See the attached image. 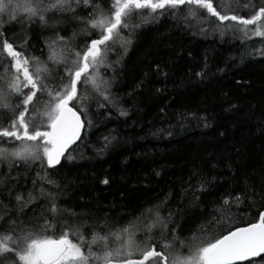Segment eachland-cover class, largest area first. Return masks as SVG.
<instances>
[{
  "label": "snow or ice",
  "instance_id": "1",
  "mask_svg": "<svg viewBox=\"0 0 264 264\" xmlns=\"http://www.w3.org/2000/svg\"><path fill=\"white\" fill-rule=\"evenodd\" d=\"M248 7L252 12L245 17L226 0H221L220 10L213 0H112L107 11L98 0H0V264H264V193L250 188L249 196L226 184L216 185V177L210 181L203 168L190 173L195 183L186 192L215 187L221 200L211 213H193L203 223L184 239H179L182 227H174V213L161 214L164 202L138 216L130 214L133 219L125 223L122 217L62 205L59 191L62 160H74L72 153L87 146L83 133L92 127L94 115L105 114L99 110L111 115L110 109L117 107L110 78L101 69L119 62L109 59L117 45L127 51L130 40L123 30L131 33L167 14L176 16L177 27L206 31L207 24L221 36L239 34L242 42L260 38L264 43V2ZM17 24L27 25L29 31L35 25L50 34L46 57L43 50L40 56L30 54V37L19 45L8 39V27ZM68 26L79 27L73 37L83 34L89 39L83 45L73 43L63 35ZM140 71V89L157 76L167 80L169 75L158 60ZM196 76L203 78L204 72ZM127 114L120 109L119 115ZM204 126L210 127L206 120ZM113 139L104 137L103 147ZM32 170L36 175L29 188ZM100 183L111 182L105 176ZM197 200L203 195L193 196V207ZM246 200L257 211L245 222L233 207L239 210ZM243 211L251 213V207ZM138 233L144 234L142 241H137Z\"/></svg>",
  "mask_w": 264,
  "mask_h": 264
},
{
  "label": "trees",
  "instance_id": "2",
  "mask_svg": "<svg viewBox=\"0 0 264 264\" xmlns=\"http://www.w3.org/2000/svg\"><path fill=\"white\" fill-rule=\"evenodd\" d=\"M230 1L245 17L252 12L246 4L264 2ZM98 2L105 11L112 4V0ZM213 3L220 10L221 0ZM176 23V16L165 14L131 33L123 30L122 35L130 40L127 51L117 45L109 59L119 62L101 69L111 80L110 93L117 107L110 109L111 115L107 114L109 110H99L105 114L94 115L92 127L84 130L87 146L82 144L72 153L74 160H62L59 191L62 205L66 202L77 212L122 217L125 223L133 219L130 214L138 216L141 210L164 202L161 214L168 217L169 212L174 213V227H182L179 239H184L203 223V218L193 213H211L221 200L215 187L204 193L186 192L189 184L195 183L189 179L194 168L205 169L210 181L215 176L216 185L226 184L249 196L250 188L257 194L264 193V55L260 54L264 43L260 38L242 42L239 36H212L199 26L193 30L177 27ZM204 27L209 28L207 24ZM74 31L79 33V27L68 26L63 35L80 45L89 39L83 34L73 37ZM49 36L35 25L31 31L19 24L7 30L8 39L16 45L30 37L29 52L36 56L42 50L47 56L45 40ZM153 60L165 64L167 80L160 75L143 89L137 88L136 82L143 75L140 70ZM200 71L203 78L196 76ZM121 108L127 116L119 115ZM205 120L210 127L204 126ZM104 137L115 138L106 149ZM2 168L8 172L7 163ZM12 175L17 172L13 170ZM35 175L32 170L29 188ZM105 176L110 185L100 183ZM232 176L235 179L229 183ZM19 179H25L23 167ZM194 195H203L195 207ZM256 199L259 202L260 196ZM249 207L251 213L243 211ZM256 211L249 200L239 210L233 207L245 222ZM144 238L143 233L136 236L137 241Z\"/></svg>",
  "mask_w": 264,
  "mask_h": 264
},
{
  "label": "rangeland",
  "instance_id": "3",
  "mask_svg": "<svg viewBox=\"0 0 264 264\" xmlns=\"http://www.w3.org/2000/svg\"><path fill=\"white\" fill-rule=\"evenodd\" d=\"M226 2H231L232 3V1H230V0H226ZM232 7L234 8L235 6L234 5H232ZM249 8V7H248ZM235 9V8H234ZM204 33H206V34H208V35H212V36H221L220 35V33H219V31H216V30H214L213 28H211V27H209V28H207L206 29V31H203ZM226 35H232L231 33H228V34H226ZM225 35V36H226ZM237 36H239V34H237ZM110 83H111V80H110ZM138 234H141V233H138ZM137 234V235H138Z\"/></svg>",
  "mask_w": 264,
  "mask_h": 264
}]
</instances>
